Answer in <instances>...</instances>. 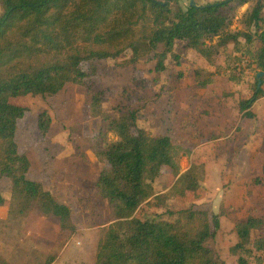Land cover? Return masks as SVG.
I'll list each match as a JSON object with an SVG mask.
<instances>
[{"label":"trees","instance_id":"1","mask_svg":"<svg viewBox=\"0 0 264 264\" xmlns=\"http://www.w3.org/2000/svg\"><path fill=\"white\" fill-rule=\"evenodd\" d=\"M174 1L0 0V178L9 181V191L0 190V207H7L8 214L26 215L36 208L57 220L60 233L76 231L69 206L42 183L27 178L31 165L20 151L17 133L29 108L12 100L53 97L67 83L83 85L106 60L127 67L152 54L155 71L160 73L168 55L178 59L173 53L176 42H185L203 57L215 45L224 60L232 61L227 68L232 83L246 77L237 65L243 57L247 59L253 94L238 107L243 117L254 118L250 108L263 96L264 1H254L241 15L243 32L231 30L232 17L249 0H218L200 8L173 7ZM126 52L130 56L123 58ZM260 72L263 76L257 78ZM210 83L208 79L200 85ZM99 93L86 95L85 102L91 117L106 123L114 140L106 143L101 130L97 139H89L92 153L102 165L95 188L107 203L110 222L97 244L94 264H224L206 246L220 229L219 214L210 215L190 204L179 210L166 204L144 219L137 216L140 208L153 201L191 203L201 198L204 161L195 158L181 172L179 157L190 151L188 146L139 127L136 109L108 116ZM50 124L48 114L38 115L42 135ZM82 158L87 161L85 154ZM165 168L174 182L158 194L153 182ZM260 229H264V220L259 216H247L235 225L237 242L230 251L243 255L237 264H247L246 258L251 256L257 264H264V237L251 238V232ZM53 261L50 257L45 264Z\"/></svg>","mask_w":264,"mask_h":264},{"label":"rangeland","instance_id":"2","mask_svg":"<svg viewBox=\"0 0 264 264\" xmlns=\"http://www.w3.org/2000/svg\"><path fill=\"white\" fill-rule=\"evenodd\" d=\"M200 1L195 3L199 5ZM254 1L249 0V7ZM173 3V7L186 8L189 0ZM235 16H238L236 10L231 30L243 32L241 16L237 19ZM213 47L210 55L203 57L185 42L178 41L173 48L178 59L168 55L166 68L160 73L155 71L152 54L127 67L106 60L98 64L97 74L83 85L67 83L53 97L12 100L29 108L17 133L20 151L31 165L27 178L42 183L59 202L69 206L77 229L71 235L60 233L57 220L36 208L26 215L7 216L6 209H0V264H45L50 257L54 258L51 264H94L97 244L110 222L107 203L95 188L102 165L94 157L89 139H97L101 130L106 143L114 140L106 123L91 117L85 102L86 95L97 92L102 98V110L108 116L117 117L119 110L136 109L140 114L139 127L188 146L190 151L179 157L181 172L188 170L195 158L204 161L199 182L204 192L201 198L191 203L153 201L140 208L137 216L144 219L166 204L174 210L190 204L210 215L219 214L220 229L206 246L224 264H237L238 257L243 255L230 251L237 242L235 225L247 216L264 220V141L258 133L263 104L258 103L254 108L259 117L242 116L239 102L253 94V77L230 82L227 68L232 61L228 63L223 53ZM129 56L126 52L123 58ZM208 79L209 85H200ZM261 89L264 94V85ZM227 92L231 95L224 96ZM41 113L51 118L45 135L37 128ZM84 154L87 161L82 158ZM173 182V176L165 168L153 187L160 194ZM0 190L9 191L8 180L0 178ZM259 236L264 237V229L251 232V238ZM246 259L247 264H257L253 256Z\"/></svg>","mask_w":264,"mask_h":264},{"label":"crops","instance_id":"3","mask_svg":"<svg viewBox=\"0 0 264 264\" xmlns=\"http://www.w3.org/2000/svg\"><path fill=\"white\" fill-rule=\"evenodd\" d=\"M208 1H205V0H201L200 1V3H199V5H204V4H206ZM249 7V5H248V3H245V4H243V5H241V6H238L237 8H236V13H237V17H240L245 11H246V9ZM236 17V16H235ZM237 17H236V19H237ZM248 76H251L250 75V73L248 74V75H246V77H248ZM262 85H264V77H263V83H262ZM230 93V92H229ZM260 104V103H262L263 104V109L261 110L262 112H261V117H259V114H257V112L254 110V108H255V106H256V104ZM251 111H252V113L254 114V115H256L257 117H259V123H258V133H260V136L262 137H260V139L262 140V141H264V94H263V96L261 97V98H259L253 105H252V107H251ZM254 118H255V116H254ZM51 190V189H50ZM51 192H52V190H51ZM53 193V192H52ZM0 209H6L5 210V213H6V216H7V214H8V210H7V207H0Z\"/></svg>","mask_w":264,"mask_h":264},{"label":"built area","instance_id":"4","mask_svg":"<svg viewBox=\"0 0 264 264\" xmlns=\"http://www.w3.org/2000/svg\"><path fill=\"white\" fill-rule=\"evenodd\" d=\"M237 69H238V71L243 70L245 75L249 74V71L247 70V59L246 58L243 57L241 59V61L237 65Z\"/></svg>","mask_w":264,"mask_h":264},{"label":"water","instance_id":"5","mask_svg":"<svg viewBox=\"0 0 264 264\" xmlns=\"http://www.w3.org/2000/svg\"><path fill=\"white\" fill-rule=\"evenodd\" d=\"M227 1H230V0H227ZM190 7H193V8H200V7H203V6H201V5H197L196 3H195V0H189V4H188ZM261 76H263V73L262 72H260V73H258L257 74V78H260ZM259 84H260V81H259Z\"/></svg>","mask_w":264,"mask_h":264}]
</instances>
